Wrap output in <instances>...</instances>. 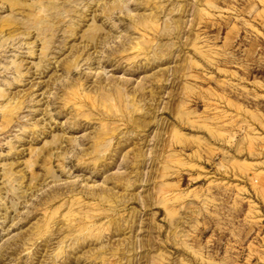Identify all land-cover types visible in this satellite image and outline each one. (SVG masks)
Here are the masks:
<instances>
[{"label": "rangeland", "instance_id": "374dc122", "mask_svg": "<svg viewBox=\"0 0 264 264\" xmlns=\"http://www.w3.org/2000/svg\"><path fill=\"white\" fill-rule=\"evenodd\" d=\"M0 264H264V0H0Z\"/></svg>", "mask_w": 264, "mask_h": 264}]
</instances>
